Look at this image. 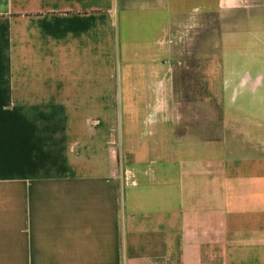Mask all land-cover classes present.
Returning <instances> with one entry per match:
<instances>
[{
    "label": "crops",
    "instance_id": "1",
    "mask_svg": "<svg viewBox=\"0 0 264 264\" xmlns=\"http://www.w3.org/2000/svg\"><path fill=\"white\" fill-rule=\"evenodd\" d=\"M0 264H264V0H0Z\"/></svg>",
    "mask_w": 264,
    "mask_h": 264
},
{
    "label": "rangeland",
    "instance_id": "2",
    "mask_svg": "<svg viewBox=\"0 0 264 264\" xmlns=\"http://www.w3.org/2000/svg\"><path fill=\"white\" fill-rule=\"evenodd\" d=\"M196 36L198 34L193 37L191 44H175L174 91H177V95L180 94L174 98L179 109L176 112L178 122L181 121L179 133L186 130L187 125L196 128L204 122H213L211 109L213 106L217 108L220 103L219 97H201L190 93L193 92L191 89H197L201 85L213 87L219 75L216 44H198ZM202 107H206V111ZM184 109L192 112L187 118L183 114Z\"/></svg>",
    "mask_w": 264,
    "mask_h": 264
}]
</instances>
